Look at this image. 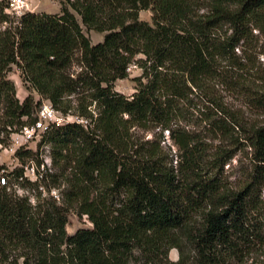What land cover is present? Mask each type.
Returning <instances> with one entry per match:
<instances>
[{"label": "trees", "instance_id": "trees-1", "mask_svg": "<svg viewBox=\"0 0 264 264\" xmlns=\"http://www.w3.org/2000/svg\"><path fill=\"white\" fill-rule=\"evenodd\" d=\"M60 4L59 14L14 13L0 0V145L38 121L32 93L73 119L50 125L37 151H17L24 168L0 188V264H246L264 249V125L249 126L217 88L264 111L254 33L264 35V0ZM134 66L142 75L127 96L116 83ZM14 68L31 92L24 101ZM192 111L210 134L252 151L241 188L223 182L235 154L209 155L188 128ZM153 129L168 134L171 158L162 138L139 136ZM45 145L51 166L39 158ZM71 213L92 228L70 235Z\"/></svg>", "mask_w": 264, "mask_h": 264}, {"label": "rangeland", "instance_id": "rangeland-1", "mask_svg": "<svg viewBox=\"0 0 264 264\" xmlns=\"http://www.w3.org/2000/svg\"><path fill=\"white\" fill-rule=\"evenodd\" d=\"M13 9H17V13L25 12H34V13H47V14H59L61 11L62 0H8ZM14 10L11 9L12 12ZM15 13V12H14ZM16 13V14H17ZM18 15V14H17ZM141 19L151 23L152 22V12L143 11L141 13ZM84 33L87 37L90 38L93 45H96L100 42H103L105 33H96L94 31H88L85 27ZM259 36V47L255 52V57L257 58V64L260 67L264 68V35H259L257 31L254 32ZM75 71H79L78 67H75ZM142 75V71L136 66L133 67L132 71L129 74V78L126 80H119L116 83V90L120 93H123L127 96L132 95L135 92L136 83L134 82L135 78H139ZM9 78L15 83L17 89V97L20 101H24L31 92L26 88L20 77V71L18 68H14L13 71L9 74ZM257 86L261 87L262 84L258 83ZM220 90V94L223 96L225 102L228 104L231 109L237 111L242 117L245 118V122L251 125H264V111H260L256 108L248 107L246 104V99L240 95L235 94L229 90H222L221 87L217 88ZM36 101L41 100L40 111L46 105L47 100L40 99L36 93H32ZM195 102H198V98H195ZM193 112V111H192ZM57 117H60L56 113ZM194 118L190 122L188 128L192 129L199 135L205 143L208 144L209 155H212L217 152L219 149H226L231 154L234 153V158L226 165L225 174L223 182L229 185L233 189H239L245 182L248 174L252 169V151L248 148H245L242 145H235L231 142L219 139L208 132L204 128V125L201 122V116L197 112H193ZM185 123V122H184ZM201 123V124H200ZM52 124L50 121H45V126L48 127ZM43 131L36 132L33 136H25L20 133H13L11 135L10 141L5 146L0 145V176L8 175V173L14 171L16 168H24L23 165L16 157L18 150H34L37 151L38 145L41 142ZM156 136L155 140L160 141L164 140L162 143L164 147V152L170 155L169 148L172 149L175 153L174 148L171 145V141L168 139L169 136L167 133L161 135L159 129H153L149 133L146 131H140L139 136L145 137V140ZM24 150V151H25ZM171 151V152H172ZM40 153L43 155L40 156V159H44L45 163L51 166L50 159V147L48 145L43 146L40 149ZM32 169L28 166L25 167L26 174L30 177L33 176ZM20 194H24V191H19ZM88 229L92 228V224L88 221L86 217L77 216L74 213H71L69 217V225L67 226V231L70 235L74 234L79 229ZM169 258L172 262H177L179 259V253L176 249L171 250ZM246 264H264V249L258 250V252L252 254L248 259Z\"/></svg>", "mask_w": 264, "mask_h": 264}, {"label": "built area", "instance_id": "built-area-1", "mask_svg": "<svg viewBox=\"0 0 264 264\" xmlns=\"http://www.w3.org/2000/svg\"><path fill=\"white\" fill-rule=\"evenodd\" d=\"M10 7L12 10H14L13 9L14 7L12 6L11 3H10ZM14 11L18 12L17 9H15ZM56 113H58L60 115V117H57ZM72 120L73 119L70 117H68V118L63 117L59 112H57L53 108L52 104L49 101H47L46 105H44L43 109L41 111H39V113H38V121L32 126L24 127L21 131H19L17 133L22 132V134H24V137L25 136L31 137L38 131H43V130H44V132L47 131L49 126L52 124L62 125L64 123L72 121ZM45 121H48V122L50 121L52 124H50L48 127H46ZM78 122H82V121L78 120ZM29 168L32 169L31 171H32L33 176L30 177L26 174V177H28L31 181H36L37 177L35 175L34 167L31 166ZM4 185H5V175L0 176V188Z\"/></svg>", "mask_w": 264, "mask_h": 264}]
</instances>
